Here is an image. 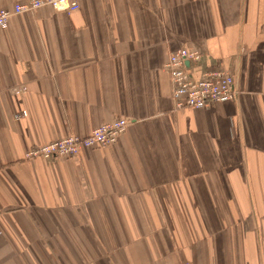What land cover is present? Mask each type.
Instances as JSON below:
<instances>
[{"label":"crops","instance_id":"crops-1","mask_svg":"<svg viewBox=\"0 0 264 264\" xmlns=\"http://www.w3.org/2000/svg\"><path fill=\"white\" fill-rule=\"evenodd\" d=\"M80 6L0 28V264H264V0ZM180 49L237 97L173 112ZM118 119L108 147L25 160Z\"/></svg>","mask_w":264,"mask_h":264},{"label":"built area","instance_id":"built-area-1","mask_svg":"<svg viewBox=\"0 0 264 264\" xmlns=\"http://www.w3.org/2000/svg\"><path fill=\"white\" fill-rule=\"evenodd\" d=\"M80 7V0H23L11 10H0V28H6L10 18L38 9L50 8L56 12L71 14L79 11ZM201 58V53L185 49L169 55L164 68L171 85L173 112L183 109L201 110L237 97L234 79L228 71H197ZM186 63H189V67H186ZM127 126L125 119H118L94 129L86 137L71 136L35 147L26 153L25 160L77 158L82 149H101L114 144Z\"/></svg>","mask_w":264,"mask_h":264},{"label":"water","instance_id":"water-1","mask_svg":"<svg viewBox=\"0 0 264 264\" xmlns=\"http://www.w3.org/2000/svg\"><path fill=\"white\" fill-rule=\"evenodd\" d=\"M185 65H186V67H189V63H186Z\"/></svg>","mask_w":264,"mask_h":264}]
</instances>
